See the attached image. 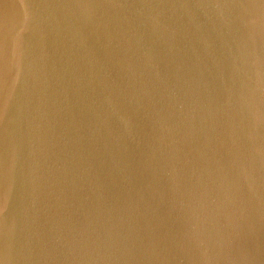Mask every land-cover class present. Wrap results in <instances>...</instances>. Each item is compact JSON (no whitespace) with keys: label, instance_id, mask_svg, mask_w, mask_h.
Instances as JSON below:
<instances>
[{"label":"water","instance_id":"1","mask_svg":"<svg viewBox=\"0 0 264 264\" xmlns=\"http://www.w3.org/2000/svg\"><path fill=\"white\" fill-rule=\"evenodd\" d=\"M0 264H264V0H0Z\"/></svg>","mask_w":264,"mask_h":264}]
</instances>
